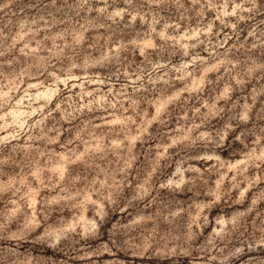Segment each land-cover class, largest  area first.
<instances>
[{"label": "clouds", "instance_id": "obj_1", "mask_svg": "<svg viewBox=\"0 0 264 264\" xmlns=\"http://www.w3.org/2000/svg\"><path fill=\"white\" fill-rule=\"evenodd\" d=\"M0 264H264V0H0Z\"/></svg>", "mask_w": 264, "mask_h": 264}]
</instances>
